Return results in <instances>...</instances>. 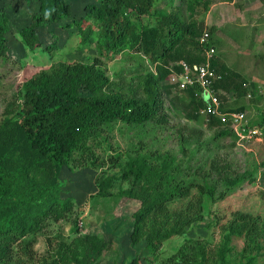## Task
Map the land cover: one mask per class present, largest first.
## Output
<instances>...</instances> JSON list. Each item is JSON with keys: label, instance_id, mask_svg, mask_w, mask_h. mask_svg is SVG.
<instances>
[{"label": "trees", "instance_id": "obj_1", "mask_svg": "<svg viewBox=\"0 0 264 264\" xmlns=\"http://www.w3.org/2000/svg\"><path fill=\"white\" fill-rule=\"evenodd\" d=\"M37 1L31 23L17 30L9 14L0 12V57L6 59L16 43L35 49L41 44L39 28L64 21L69 27H77L85 45L97 35L98 55L90 62H59L34 73L19 87L9 102L11 108L0 121V259L3 264H17L12 259L18 250L32 257L35 240L28 236L47 220L58 221L71 213L74 198L62 195V172L66 166L80 159L79 164L84 167L104 168L106 160L99 161L92 154L82 156L87 139L115 122L144 127L166 121L163 91L178 87L170 77L182 71L179 62H205V48L216 44L212 39L214 28L208 41L200 42L203 27L197 21L184 18L183 7L174 5L176 0H169L170 9L157 8L159 0H98L85 6V16L70 23L67 21L72 16L69 0ZM182 1L187 9L195 10L197 0ZM143 16H150L154 22H142ZM125 50L139 54L149 63L148 66L142 63L143 70L129 83L122 76L113 79L104 60H111L114 54ZM211 66L221 76L213 87L222 109L245 112L248 106L239 104L238 99L251 94L248 82L226 65L216 51ZM182 91L190 95V118L207 119L201 113L206 100L200 89L189 87ZM225 93L236 97L228 106L222 99ZM208 120V125L215 130L213 140L229 136L233 138V145L236 143L238 136L229 125L223 124L220 116L210 115ZM263 123L264 114L250 121L252 126ZM181 139L182 152L187 154L189 139ZM143 146L129 150L125 159L121 154L110 157L113 166H120L122 180L128 182L118 197L140 203L132 213L131 244H139L154 254L151 260L147 254L135 253L129 264H140L143 260L150 264H155L154 260H158L156 264H206L205 239H190L178 252L161 259L157 251L164 240L186 232L190 225L203 220L212 203L224 199L246 181L255 182L258 167L239 172L231 162L215 158L212 168L203 174L202 170L194 171L191 165L182 164L171 150H147ZM81 149L80 158H74V153ZM116 180L114 175L98 176L99 193L107 196ZM187 198L182 208L172 209L176 200ZM261 221L260 216L237 212L227 226L229 232L224 236L218 264H228L232 234L245 232L256 245L264 232ZM76 240L81 249L79 253L71 250L69 264H99L109 241L87 233ZM59 245L52 260L44 259L42 264H58L64 255V246L71 248L65 242ZM248 258L247 264H252L254 258Z\"/></svg>", "mask_w": 264, "mask_h": 264}, {"label": "rangeland", "instance_id": "obj_2", "mask_svg": "<svg viewBox=\"0 0 264 264\" xmlns=\"http://www.w3.org/2000/svg\"><path fill=\"white\" fill-rule=\"evenodd\" d=\"M69 1L72 16L67 21L70 23L85 16V6L98 0ZM174 5L183 7L184 18L197 21L203 32L211 33L214 28L212 39L216 43V53L248 82L252 91L238 99L239 104L248 106L245 111L247 118L252 121L264 114V0H197L194 11L187 9L182 0H176ZM156 7L171 8L169 0H159ZM37 8V0H0V12L4 10L9 14L14 30L29 25ZM141 20L144 23L154 22L150 16H143ZM38 34L40 46L30 49L16 43L6 59L0 57V121L11 108L9 102L19 87L34 73L59 62H90L98 55L97 35L85 45L77 27H69L65 21L39 28ZM104 60L112 78L118 80L122 76L126 83L143 70L142 63L145 66L149 64L139 54L127 50L114 54L111 60ZM224 96L225 106L236 99L231 94L225 93ZM163 99L166 121L144 127L115 122L87 139L84 153L81 149L73 157L80 158L82 153L86 158L92 154L99 161L106 160V165L104 168L84 167L79 164L80 159H76L64 168L62 195L74 198L71 213L58 221L47 220L28 236L35 240L32 257L18 250L12 260H17V264H42L44 259L50 262L59 244L65 242L71 248L64 246L67 251L63 250V258L58 264H69L71 250L79 253L81 249L76 239L86 233L97 234L109 241L99 264H129L135 253L140 256L147 254L152 260L154 254L139 244H131L129 233L134 228L132 213L140 207V203L118 197L121 188L128 187V182L122 180L120 166L115 167L110 161L111 156L119 154L125 159L124 155L129 150L140 145L147 150H171L182 164L191 165L194 171L202 170L203 174L212 168L215 158L231 162L239 172L258 167L255 182L246 181L235 188L224 199L212 203L203 220L190 225L186 232L164 240L157 251L160 259L178 252L182 245L194 238L207 240L206 264H218L224 236L229 232L227 226L237 212L260 216L264 227V135L244 142L237 139L234 145L233 138L229 136L213 140L215 130L208 125L205 117L190 118L192 104L189 94L173 87L163 91ZM182 137L189 139L187 154L181 149ZM102 174L114 175L117 179L107 196L99 193L97 178ZM188 200H176L171 207L179 210ZM256 241V245L252 244L245 232L232 234L228 264H247L248 257L254 258L252 264H264V232ZM157 262L154 260L155 264ZM0 264H3L1 259ZM140 264L150 262L143 260Z\"/></svg>", "mask_w": 264, "mask_h": 264}, {"label": "built area", "instance_id": "obj_3", "mask_svg": "<svg viewBox=\"0 0 264 264\" xmlns=\"http://www.w3.org/2000/svg\"><path fill=\"white\" fill-rule=\"evenodd\" d=\"M209 36L210 33L204 31L200 42L205 44ZM215 51L214 46L205 48L206 61L202 63L189 64L184 60L180 61L179 64L183 69L179 73L172 74L170 81L181 90L198 87L206 100V106L201 109V113L207 117V120L210 115L220 116L223 124L230 126L238 136L239 141L244 142L261 137L264 134V123L260 126H252L246 112L224 111L222 109V102L213 87L216 80L221 77L211 66V58Z\"/></svg>", "mask_w": 264, "mask_h": 264}]
</instances>
